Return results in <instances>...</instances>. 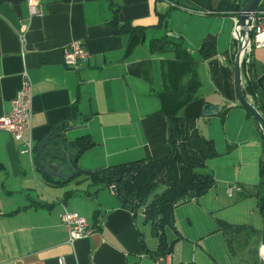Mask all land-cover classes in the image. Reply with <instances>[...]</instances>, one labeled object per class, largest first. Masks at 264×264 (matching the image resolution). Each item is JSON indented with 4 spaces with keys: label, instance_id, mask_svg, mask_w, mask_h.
<instances>
[{
    "label": "crops",
    "instance_id": "0c3cea01",
    "mask_svg": "<svg viewBox=\"0 0 264 264\" xmlns=\"http://www.w3.org/2000/svg\"><path fill=\"white\" fill-rule=\"evenodd\" d=\"M33 1L39 14H30L29 0H0V115L9 111L26 73L32 105L24 136L35 148L49 136L43 152L60 146L72 152L71 163L75 149L69 143L88 136L94 145L77 159L83 171L163 156L168 120L156 92L164 88L169 69H193L195 97L178 114L196 118L197 129L214 141L218 155L199 170L212 175L211 188L174 206L172 225L166 228L174 242L165 257L173 264H261L264 213L256 189L264 139L235 93L238 12L219 10L220 0H175L210 13L172 7L169 0ZM114 8L118 25L129 22L145 29L143 40L129 49L128 34L113 31ZM208 35L215 39L216 53L202 60L198 50ZM161 38L183 44L179 50L175 44L151 49L149 42ZM72 40L81 41L90 54L76 69L63 63V49ZM251 65L255 77L264 72V47L253 50ZM190 75L182 74L180 83ZM205 103L219 105L220 111L203 116ZM62 120L70 126L61 136L49 135L48 129ZM19 147L8 131L0 130V264H59L60 257L64 264H157L152 225L109 186H90L85 174L68 164L63 171L74 172L72 177L47 180L34 156L30 161ZM231 184L241 190L229 196L225 189ZM64 209L84 216L95 233L68 244L60 222ZM219 222L236 226L229 243Z\"/></svg>",
    "mask_w": 264,
    "mask_h": 264
},
{
    "label": "trees",
    "instance_id": "16d2710c",
    "mask_svg": "<svg viewBox=\"0 0 264 264\" xmlns=\"http://www.w3.org/2000/svg\"><path fill=\"white\" fill-rule=\"evenodd\" d=\"M240 5L231 0H220L219 10L239 11ZM114 33L128 34V49L143 40L144 27L133 26L129 22L118 25L117 9L114 8V18L111 21ZM179 50L181 40L165 39L151 40L149 46L154 50H166L170 45ZM216 53L215 39L208 35L201 43L198 56L206 59ZM190 59L184 58L188 68ZM252 65L250 64V69ZM191 72L185 84L180 83L182 74ZM255 75L246 82L244 93L256 98L257 108L264 115V91H261ZM196 78L193 69H169L164 88L156 94L161 101L162 110L168 120V152L163 156L145 157L100 168L95 171H83L77 166V159L81 152L94 145L90 137H79L69 143L75 149L71 157V165L76 172L85 174L90 186L115 185V194L122 202L131 207L133 212L143 209L144 221L152 225L157 238L155 254L166 256L170 254L174 240H169L166 228L172 225L171 213L175 205L186 199L197 198L206 193L213 185L210 173L200 172L206 166L208 159L218 155L214 141L202 135L196 127V118L179 115L178 111L188 101L194 99L196 93ZM256 94V95H255ZM223 115V113H222ZM70 116H75V107L71 108ZM70 125L67 121H60L48 129V134L61 136ZM54 137V138H55ZM53 138V139H54ZM55 140V139H54ZM260 181L256 195L259 197L260 210L264 213V163L260 165ZM47 180L50 177L44 175ZM119 176V180L116 177ZM62 184V181H58ZM129 208V207H128ZM225 239L229 243V234L236 226L219 222ZM177 236L180 237L179 233Z\"/></svg>",
    "mask_w": 264,
    "mask_h": 264
},
{
    "label": "built area",
    "instance_id": "2783aa9c",
    "mask_svg": "<svg viewBox=\"0 0 264 264\" xmlns=\"http://www.w3.org/2000/svg\"><path fill=\"white\" fill-rule=\"evenodd\" d=\"M169 5L180 9L188 10L190 12L210 13L211 10L205 9H191L183 6L175 0H169ZM28 7L30 14H39L40 10L36 7L33 0H29ZM252 36L241 56L242 69V84L245 86L246 82L251 78V54L254 49L264 47V7L258 8L253 15V22L251 25ZM236 29L234 26L233 34L236 37ZM20 41H24V32L21 30L18 34ZM90 57L89 52L84 48L79 40H72L63 49V63L66 67L76 69L79 64L86 61ZM248 99L252 101L251 96ZM32 105V88L31 82L26 73L23 74L22 84L16 95L10 101V109L7 113L0 115V130L8 131L12 137L18 141L21 154H27L30 161L33 162L34 143L31 137H25L24 131L27 127L31 117ZM111 189L115 188L114 184H110ZM227 195L231 196L233 191H240L241 186L238 184H231L226 186ZM60 222L66 230L67 243L73 244L74 241L80 238H86L93 233L95 229L88 223L87 219L75 212L67 211L66 209L60 214ZM59 264H64L62 257L58 259ZM157 264H173L168 261L165 256H156Z\"/></svg>",
    "mask_w": 264,
    "mask_h": 264
},
{
    "label": "water",
    "instance_id": "95a60500",
    "mask_svg": "<svg viewBox=\"0 0 264 264\" xmlns=\"http://www.w3.org/2000/svg\"><path fill=\"white\" fill-rule=\"evenodd\" d=\"M264 7V0H243L238 11V17L236 18V48L234 53V86L235 93L240 104L248 111V113L254 117L257 122L261 134L264 139V115L258 110V108L248 99L244 93V87L242 84V69H241V56L246 47V44L252 36L251 25L253 22V15L255 11ZM255 82L261 91H264V72L255 77ZM256 95V94H255ZM220 111L219 105H212L205 103L203 105L202 115L213 116ZM49 140V136H45L35 148L34 160L38 169L49 177H65L70 178L74 175V172L65 173L63 166L70 163L71 151L63 150L60 146H51L43 152L46 143ZM61 139H57V142H61ZM119 176L116 180H119ZM115 193V188L111 189ZM131 209L130 206H128ZM172 221V215H171ZM264 245V231L261 238V246ZM261 264H264V254L260 256Z\"/></svg>",
    "mask_w": 264,
    "mask_h": 264
},
{
    "label": "rangeland",
    "instance_id": "374dc122",
    "mask_svg": "<svg viewBox=\"0 0 264 264\" xmlns=\"http://www.w3.org/2000/svg\"><path fill=\"white\" fill-rule=\"evenodd\" d=\"M143 209L142 208H140V209H138L136 212H137V214L139 215V216H141L143 219H144V214H143Z\"/></svg>",
    "mask_w": 264,
    "mask_h": 264
},
{
    "label": "bare ground",
    "instance_id": "6f19581e",
    "mask_svg": "<svg viewBox=\"0 0 264 264\" xmlns=\"http://www.w3.org/2000/svg\"><path fill=\"white\" fill-rule=\"evenodd\" d=\"M260 253H261V255L264 254V245L260 246Z\"/></svg>",
    "mask_w": 264,
    "mask_h": 264
}]
</instances>
